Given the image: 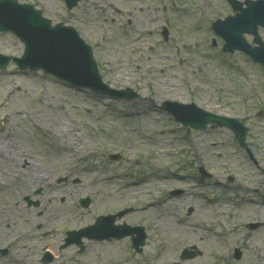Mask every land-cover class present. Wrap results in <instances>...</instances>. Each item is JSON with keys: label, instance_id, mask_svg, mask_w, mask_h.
Here are the masks:
<instances>
[{"label": "rangeland", "instance_id": "1", "mask_svg": "<svg viewBox=\"0 0 264 264\" xmlns=\"http://www.w3.org/2000/svg\"><path fill=\"white\" fill-rule=\"evenodd\" d=\"M17 1L53 25L74 27L102 81L136 95L108 98L12 62L0 69V143L32 164L19 171L0 157V222L12 234L0 240L7 250L0 264H16L11 256L18 264H264V219L252 217L264 204V68L242 52L221 51L209 27L232 13L227 1L81 0L71 10L62 0ZM258 33L264 42V30ZM23 51L15 35L0 32V55ZM169 101L244 122L253 158L228 129L175 122L162 108ZM35 166L50 175L48 189L28 191L26 172ZM46 190L54 191L48 199ZM86 196L91 203L82 208ZM124 207L131 211L115 223L145 227L140 252L128 238L120 247L97 249L86 239L82 252L61 247L67 230ZM45 210L55 222L47 228ZM183 248L193 258L181 259Z\"/></svg>", "mask_w": 264, "mask_h": 264}, {"label": "water", "instance_id": "2", "mask_svg": "<svg viewBox=\"0 0 264 264\" xmlns=\"http://www.w3.org/2000/svg\"><path fill=\"white\" fill-rule=\"evenodd\" d=\"M78 1L65 0V3L68 8H72ZM228 1L237 13L223 21L217 20L212 27L215 33L224 39V50L230 52L235 49L242 50L256 60L264 62L262 46L251 48L242 37L244 33L253 34L254 41L260 44L256 29L258 26L264 28V0H245L243 3L236 0ZM243 4L245 7L242 6ZM0 31H10L23 42V56L20 59L12 58L21 68L43 69L74 86L89 87L108 95H122L127 98L133 96L129 90L115 91L104 85L89 47L79 38L75 30L62 25L50 27V21L44 19L32 6L19 5L16 0H0ZM9 59L0 55V67H4ZM163 108L173 114L176 120L194 129H204L209 123L230 126L238 141L243 143L245 128L240 124L237 125L235 119L211 114L194 104L167 102ZM113 219V216L109 218L103 230L124 234L125 227H114ZM99 220L94 226L83 230L85 236L101 235ZM78 238L75 239L78 241ZM133 243L137 247L142 244V240L135 238Z\"/></svg>", "mask_w": 264, "mask_h": 264}, {"label": "bare ground", "instance_id": "3", "mask_svg": "<svg viewBox=\"0 0 264 264\" xmlns=\"http://www.w3.org/2000/svg\"><path fill=\"white\" fill-rule=\"evenodd\" d=\"M135 1H139V2H143V1H145V2H150L151 0H135ZM162 1H164V0H162ZM186 2H193V1H195V2H198V3H200V4H202V5H204V4H206V2H208V0H185ZM174 90H176V91H179V90H177L176 88H175V86H173L172 87V91H171V89H170V92L169 93H172ZM168 92V91H167ZM174 93V92H173ZM176 93L177 92H175L174 94L176 95ZM178 95V94H177ZM179 99H181L180 101H183V97H181L180 96V98ZM63 126V125H62ZM62 129H64V128H62ZM59 132H61L62 133V130H59ZM64 133H67V130H65V132H63V134ZM55 142H58L59 143V141H55ZM144 143H139V145H143ZM8 144H6V145H3V143H0V157L2 158L1 160H3V161H8V162H11L14 166H15V168L17 169V170H19L20 171V169L19 168H17V166H22V165H24V164H26L25 165V169L27 170V171H30L31 170V167H32V164H31V162L29 161V160H27V156L22 152V150H13V149H9V146H7ZM55 145L57 146V144L55 143ZM3 153V154H2ZM62 154V153H61ZM67 155V154H66ZM63 156L65 157V155L63 154ZM66 158V157H65ZM67 158H68V156H67ZM62 160H64V159H62ZM29 162V163H28ZM75 162V161H74ZM74 167H75V165H74ZM73 169H75V168H73ZM26 174L29 176V181H28V183H27V186H28V191H31V190H33L34 188H36V187H38V186H40V185H44V186H46V189H48L49 187L46 185V181H44L45 179H49L50 178V175L48 176V174H46L45 173V171H40V170H38L37 169V167L35 166V169H34V171L33 172H26ZM194 182V181H193ZM27 186L26 185H18V187H20V188H27ZM190 187V186H189ZM252 186H251V184H248V185H246V189L247 190H250V191H253L254 189H252L251 188ZM24 188V189H25ZM196 187L194 186V185H192V187H191V189L193 190V189H195ZM256 191V190H255ZM54 194V191L53 192H51L50 190H46V196L44 197V199H48V198H50L52 195ZM40 200H42V201H40ZM40 200H38L39 201V205H42V202H43V198H40ZM245 201H248V202H250V201H252V199H250L249 197H247L246 199H245ZM44 205V204H43ZM256 212H257V214H254V215H252V217H254V218H256V219H264V204H262L261 206H258L257 207V210H256ZM45 213H47V217H48V219H49V224L48 225H45L44 226V228H47V227H50L51 225H53L55 222H54V220H51L50 219V217H49V214H50V212L49 211H46L45 210ZM252 214V213H251ZM56 220V219H55ZM1 224H2V222H0V240H3V242H5V244L9 241V240H11V239H9L8 237H11L12 236V234L10 233L11 232V225H9V228H3V226H1ZM9 234H11V235H9ZM116 240V242L115 243H112V240H111V238H109V239H106V240H102V241H99V240H95V241H92V243H93V245L97 248V249H103V248H105V247H108V248H111V247H117V246H121V244H122V242H121V240L122 239H115ZM7 241V242H6ZM12 241V240H11ZM19 242H21L20 240H19ZM43 247V246H42ZM45 248H47V246H44ZM43 247V248H44ZM51 251H53V253H54V255L56 256L57 255V253L55 252V250L54 249H52V248H49ZM15 254H17V255H20V254H18V253H16L15 252ZM11 256V255H10ZM16 259H17V257H14V256H11V260L13 261V262H15L16 264H18L17 263V261H16ZM193 262V263H192ZM191 263H189V264H196L197 263V260H194V261H192ZM210 264H214V262H212V263H210Z\"/></svg>", "mask_w": 264, "mask_h": 264}]
</instances>
